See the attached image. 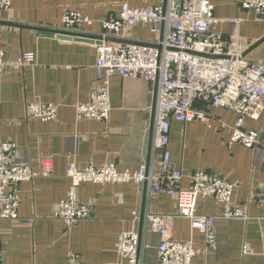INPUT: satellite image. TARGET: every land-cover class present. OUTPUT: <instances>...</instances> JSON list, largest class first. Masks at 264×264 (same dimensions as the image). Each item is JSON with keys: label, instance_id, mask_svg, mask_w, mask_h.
<instances>
[{"label": "crops", "instance_id": "0c3cea01", "mask_svg": "<svg viewBox=\"0 0 264 264\" xmlns=\"http://www.w3.org/2000/svg\"><path fill=\"white\" fill-rule=\"evenodd\" d=\"M241 0H211L218 24L214 31L226 38L239 37L247 45L245 58L264 69V20L253 10H242ZM122 3L130 8L162 5L164 0H10V9H0V51L15 60L22 53L35 55V63L0 77V133L18 146L17 160L38 171L41 159H52L54 174L23 183L20 189V220L0 221L2 264H127L116 253L117 236L133 224L139 235V253L144 264H158L160 238L150 232L147 215L174 218L171 237L190 242L192 264H264V108L257 121L245 120V131L259 134L258 148L249 150L230 141L236 117L233 113L195 103L207 120L171 124L170 167L180 172L181 188L190 185L198 171L215 174L233 185L232 202L245 209L248 221L219 218L215 244L205 250L203 234L177 214L167 195H149L144 185L82 184L76 190L81 204L92 208L91 218L66 230L54 217L55 207L66 200L69 164L112 163L119 172H135L149 164L144 152L153 136L156 86L141 79L112 77L108 82L111 111L107 123L76 121L75 106L90 100L97 81V47L89 43L61 41L37 35L33 29L59 30L64 12L75 10L87 18L83 33L100 36L102 23L116 19ZM158 39L148 25L125 29L118 43L137 45ZM58 107L53 121L31 119L29 104ZM264 105V102H263ZM152 140V139H151ZM151 161V160H150ZM196 212L220 215L214 200L199 196ZM135 219V222H134ZM27 222H31L28 224ZM251 249L242 254V247Z\"/></svg>", "mask_w": 264, "mask_h": 264}, {"label": "built area", "instance_id": "2783aa9c", "mask_svg": "<svg viewBox=\"0 0 264 264\" xmlns=\"http://www.w3.org/2000/svg\"><path fill=\"white\" fill-rule=\"evenodd\" d=\"M242 10H253L264 20V0H241ZM0 9L9 10L10 0H0ZM60 31L80 33L81 25H89L87 18L75 10L64 12ZM138 24L148 25L158 36L152 42L137 45L109 43L120 39L125 29ZM218 20L213 14L211 0H164L162 5L130 8L122 3L118 18L102 23L101 46L97 47V81L90 100L75 106L76 121L93 120L107 123L111 111L109 79H141L156 86L153 136L149 164H141L135 172H119L112 163L95 166L90 161L69 164L66 176L70 186L66 200L55 207L54 217L66 230L77 222L91 218L92 208L81 204L76 190L82 184H138L149 195L164 194L175 204L177 214L186 218L204 237L205 250L215 244V222L221 218L248 221V212L232 202L233 185L215 174L198 171L190 176L187 189L181 188L180 172L170 167L171 124L204 122L207 115L195 103L227 110L236 117L230 141L249 150L258 148L259 134L245 131V120L257 121L264 105V69L243 56L248 45L239 37L226 38L214 31ZM35 63V55L22 53L17 59H6L0 51V77L7 72L22 70ZM58 107L52 104H29L31 119L53 121ZM18 146L3 140L0 133V221L16 223L20 220V189L23 183L54 174L52 159H41L38 171L17 160ZM151 160V161H150ZM214 200L220 215L201 216L196 212L198 197ZM264 205V190L260 194ZM150 232L160 238L157 247L158 264H192L195 256L190 242L171 237L174 218L169 215H147ZM135 222V219H134ZM31 224V222H27ZM139 235L133 227L117 236L116 253L127 264H144L139 253ZM251 249L244 245L242 254ZM0 239V264H2ZM69 264H76L70 262Z\"/></svg>", "mask_w": 264, "mask_h": 264}, {"label": "water", "instance_id": "95a60500", "mask_svg": "<svg viewBox=\"0 0 264 264\" xmlns=\"http://www.w3.org/2000/svg\"><path fill=\"white\" fill-rule=\"evenodd\" d=\"M33 31L37 35L51 37V38L56 37L58 40H61V41H68V42L74 41V42H81V43H89V44H92L96 47H99L102 44V42H101L102 38L100 36H90V35L85 34L83 32L72 33V32H64V31H60V30L41 29V28L33 29ZM107 42L116 43V41L112 40V39H108ZM262 42H264V38L262 40H260L259 42H257L256 44H254L250 49H254L255 47H257ZM246 53H247V51L244 53V55H243L244 57H245ZM154 107H155V105H154ZM151 139H152V136H148L146 139V142H145L144 152L147 154V157H149Z\"/></svg>", "mask_w": 264, "mask_h": 264}]
</instances>
